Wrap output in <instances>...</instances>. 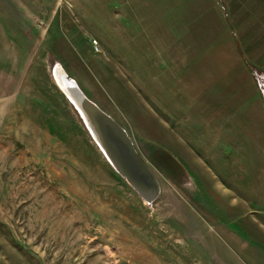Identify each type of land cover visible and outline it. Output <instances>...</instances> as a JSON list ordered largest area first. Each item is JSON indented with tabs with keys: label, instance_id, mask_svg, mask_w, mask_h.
<instances>
[{
	"label": "rangeland",
	"instance_id": "1",
	"mask_svg": "<svg viewBox=\"0 0 264 264\" xmlns=\"http://www.w3.org/2000/svg\"><path fill=\"white\" fill-rule=\"evenodd\" d=\"M263 85L264 0H0V264H264Z\"/></svg>",
	"mask_w": 264,
	"mask_h": 264
},
{
	"label": "water",
	"instance_id": "2",
	"mask_svg": "<svg viewBox=\"0 0 264 264\" xmlns=\"http://www.w3.org/2000/svg\"><path fill=\"white\" fill-rule=\"evenodd\" d=\"M56 72L63 73L61 70H57ZM63 79L74 93L77 100L75 103L85 111L88 119L86 121L90 126L93 124L94 128L91 127L95 131L93 133L97 138L98 145L104 149L105 153L107 151L117 171L120 172L144 199L149 202L153 201L159 193V184L135 151L126 132L93 103L87 100L74 85V82L69 81L65 75H63ZM87 127L90 129L88 125Z\"/></svg>",
	"mask_w": 264,
	"mask_h": 264
},
{
	"label": "bare ground",
	"instance_id": "3",
	"mask_svg": "<svg viewBox=\"0 0 264 264\" xmlns=\"http://www.w3.org/2000/svg\"><path fill=\"white\" fill-rule=\"evenodd\" d=\"M61 74V73H60ZM58 75V74H57ZM63 75H65L64 73H62L61 74V76L62 77H60V75H59V77H60V80H61V85H59V86H61L62 88L61 89H63V91H64V93L67 95V97L69 98V100L71 101V103H72V105L74 106V104L76 105V107H77V109H78V111L80 112V114L84 117V119L83 120H85L84 122V124L86 125V127H87V125L89 126V128L91 129H88V127H87V129L88 130H90L89 132L91 133V135L93 136V138H94V140L96 141L97 140V138L95 137V135H94V133H95V131H94V129H92V127L94 128V126H93V124L90 126L89 125V123L86 121V120H88L87 119V115H86V113H85V111H83L81 108H80V106L77 104V103H75V101H77L76 100V97H75V95H74V93L71 91V89H70V86H68L67 84H66V81L63 79ZM56 76V75H55ZM66 76V75H65ZM58 77V78H59ZM57 78V77H56ZM67 79H68V77H67ZM66 79V80H67ZM57 82H59V81H57ZM68 82V81H67ZM73 82V81H72ZM60 83V82H59ZM69 83V82H68ZM70 84V83H69ZM82 91V90H81ZM82 118V117H81ZM86 122H87V124H86ZM98 126V125H97ZM93 130V131H92ZM94 132V133H93ZM100 135V134H99ZM100 136H102V135H100ZM96 138V139H95ZM102 141V140H101ZM97 142V144H98V141H96ZM99 146V145H98ZM100 147V146H99ZM100 149H101V151L103 150L104 151V149L102 148V147H100ZM102 151V152H103ZM105 155V157H107V159L109 160V162H110V164L117 170V168L115 167V165H114V163H113V161L109 158V155L107 154V151H106V153H105V151L103 152ZM119 172V171H118ZM120 173V172H119ZM148 202V201H147Z\"/></svg>",
	"mask_w": 264,
	"mask_h": 264
},
{
	"label": "crops",
	"instance_id": "4",
	"mask_svg": "<svg viewBox=\"0 0 264 264\" xmlns=\"http://www.w3.org/2000/svg\"><path fill=\"white\" fill-rule=\"evenodd\" d=\"M263 87H264V85H263Z\"/></svg>",
	"mask_w": 264,
	"mask_h": 264
}]
</instances>
